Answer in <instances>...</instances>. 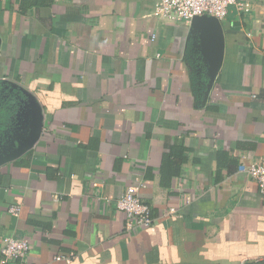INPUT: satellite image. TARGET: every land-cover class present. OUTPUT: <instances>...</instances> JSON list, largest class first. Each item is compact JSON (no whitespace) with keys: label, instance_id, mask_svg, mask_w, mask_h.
Masks as SVG:
<instances>
[{"label":"crops","instance_id":"1","mask_svg":"<svg viewBox=\"0 0 264 264\" xmlns=\"http://www.w3.org/2000/svg\"><path fill=\"white\" fill-rule=\"evenodd\" d=\"M24 1L0 0V86L33 94L43 124L0 166V243L29 242L8 264H264V194L237 171L264 160V2L221 21L203 104L198 41L151 16L161 0ZM133 184L148 230H126L115 207Z\"/></svg>","mask_w":264,"mask_h":264},{"label":"built area","instance_id":"2","mask_svg":"<svg viewBox=\"0 0 264 264\" xmlns=\"http://www.w3.org/2000/svg\"><path fill=\"white\" fill-rule=\"evenodd\" d=\"M264 2V0H259ZM253 9L251 0H161L151 13L154 19L168 23L190 24L194 17L209 16L220 22L225 20L230 13L235 15L248 14ZM238 173L246 175L254 180L261 194H264V160L248 164H240ZM141 187L129 185L123 194L116 200V210L125 217L126 230L142 229L148 230L153 227L155 219L151 208L140 199ZM191 198L187 195L182 199V205H187ZM21 207L12 206L8 213L14 217L20 214ZM177 214L176 207H169L163 217ZM29 250V242L25 238H3L0 243V264H8L13 261H22ZM55 261L65 262L69 258L56 257ZM242 261L240 264H247Z\"/></svg>","mask_w":264,"mask_h":264},{"label":"water","instance_id":"3","mask_svg":"<svg viewBox=\"0 0 264 264\" xmlns=\"http://www.w3.org/2000/svg\"><path fill=\"white\" fill-rule=\"evenodd\" d=\"M190 30L198 41L202 62L206 69L207 84L203 104L221 70L225 54V33L222 23L209 16L194 17L190 22ZM1 42V41H0ZM26 97L22 131L13 136L11 145L3 146L0 151V166L10 163L31 150L42 132V109L33 94L19 89Z\"/></svg>","mask_w":264,"mask_h":264},{"label":"trees","instance_id":"4","mask_svg":"<svg viewBox=\"0 0 264 264\" xmlns=\"http://www.w3.org/2000/svg\"><path fill=\"white\" fill-rule=\"evenodd\" d=\"M27 7L41 5L36 0L23 2ZM22 4V5H23ZM26 101L25 95L20 90H3L0 86V143L4 144L8 136L18 127L21 120V109ZM167 167V163L164 164ZM165 174V172H162Z\"/></svg>","mask_w":264,"mask_h":264},{"label":"rangeland","instance_id":"5","mask_svg":"<svg viewBox=\"0 0 264 264\" xmlns=\"http://www.w3.org/2000/svg\"><path fill=\"white\" fill-rule=\"evenodd\" d=\"M222 24H223V23H222ZM224 25H226L225 22H224Z\"/></svg>","mask_w":264,"mask_h":264},{"label":"flooded vegetation","instance_id":"6","mask_svg":"<svg viewBox=\"0 0 264 264\" xmlns=\"http://www.w3.org/2000/svg\"><path fill=\"white\" fill-rule=\"evenodd\" d=\"M0 147H1V145H0Z\"/></svg>","mask_w":264,"mask_h":264}]
</instances>
